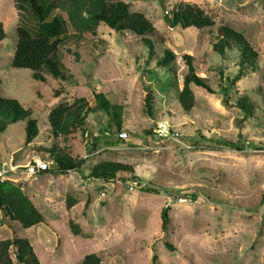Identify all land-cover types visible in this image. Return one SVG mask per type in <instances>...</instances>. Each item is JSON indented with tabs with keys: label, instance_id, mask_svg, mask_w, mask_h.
Segmentation results:
<instances>
[{
	"label": "rangeland",
	"instance_id": "obj_1",
	"mask_svg": "<svg viewBox=\"0 0 264 264\" xmlns=\"http://www.w3.org/2000/svg\"><path fill=\"white\" fill-rule=\"evenodd\" d=\"M44 1L46 20L61 17L67 30L58 49L64 78L45 72L41 83L29 70L11 67L19 14L14 0H0L6 33L0 42V96L28 109L39 132L26 145L25 122L9 125L0 135V162L14 170L7 181L21 188L44 219L22 229L0 210V241L27 239L40 264H82L91 254L100 264H264V0H119L152 23L151 59L132 33L103 23L95 35L76 30L70 20L75 9L82 5L85 12L99 0ZM186 3L203 9L215 26L196 30L172 20L169 13ZM219 25L242 34L257 54L258 71L243 74L234 86L227 79L238 73V53L212 50ZM165 50L172 72L157 64ZM184 55L193 57L197 75L214 91L191 84L196 105L189 114L177 101ZM98 92L122 108V132L105 130L108 117L96 112L83 129L52 137L51 108L79 98L93 105ZM147 96L153 118L146 115ZM238 100L250 106V114ZM145 130L153 135L143 136ZM52 147L82 159L81 170L42 172L51 165L43 161V149ZM105 161L132 166L138 178H90L92 167ZM43 164L48 168L41 170ZM164 209L171 218L167 231L161 227Z\"/></svg>",
	"mask_w": 264,
	"mask_h": 264
},
{
	"label": "trees",
	"instance_id": "obj_2",
	"mask_svg": "<svg viewBox=\"0 0 264 264\" xmlns=\"http://www.w3.org/2000/svg\"><path fill=\"white\" fill-rule=\"evenodd\" d=\"M14 4L19 14V25L16 29L17 40L11 67L29 70L31 78L41 83L47 81L45 72L53 77L64 78V74L61 72L63 66L58 58V49L63 43L62 37L67 30L64 20L61 17H55L51 21H47L44 0H14ZM92 8L83 12L84 7L79 5V8L72 13L70 20L77 31L95 35V26L98 23H103L117 33L134 34L149 49L148 59L155 56L154 45L147 38L152 34L154 28L142 13L131 12L128 4L119 0H99L94 3ZM169 16L185 28L204 30L215 26L211 16L207 15L200 7L189 3L178 5L175 11L169 13ZM5 37L6 33L0 22V42ZM212 50L220 56H224L226 52L238 53L239 70L235 77L227 79L229 86H234L243 74L258 71L256 52L242 34L225 25L217 27L216 41L213 42ZM171 59V53L165 50L162 56L157 59V64L160 68L172 72ZM183 59L186 71L183 73L184 85L178 94L177 101L181 110L189 114L196 105L194 93L190 88L191 84L211 94H214V91L205 78L197 75L193 57L184 55ZM60 93L61 89L55 90L54 97H58ZM237 105L245 114L251 113L250 106L245 101L238 100ZM145 106L146 115L153 118L151 97L147 96ZM96 112H103L108 117L109 124L105 130L122 132L124 120L122 108L112 104L105 94L98 92L94 94L93 105L89 104L85 98H79L71 104L62 102L51 108L47 116V123L52 137H68L77 130L83 129L87 116ZM18 122H25V144H31L39 134L37 121L32 118V113L16 99L0 96V135L9 125ZM105 130L103 132H107ZM151 135L153 134L150 130L143 131V136L150 137ZM228 145L236 150L242 148L238 143H229ZM43 150V161L51 162V165L48 170L42 172L67 174L77 173L82 168L83 160L80 158L73 157L63 151L58 152L53 147ZM90 178L125 182L128 179L134 181L138 177L130 165L105 161L92 167ZM151 192L156 193L154 189ZM189 196L196 195L193 193ZM262 202H264V193ZM0 210L6 217L19 224L22 229L38 226L44 220L33 202L18 185L11 181L0 182ZM161 221L162 230L167 231L171 221L168 209L162 211ZM70 227L75 233H79L73 224H70ZM166 247L172 249L170 244H166ZM12 256L18 264H40L30 242L25 238L14 237L0 241V264H14ZM82 264H100V260L91 254L84 257Z\"/></svg>",
	"mask_w": 264,
	"mask_h": 264
},
{
	"label": "built area",
	"instance_id": "obj_3",
	"mask_svg": "<svg viewBox=\"0 0 264 264\" xmlns=\"http://www.w3.org/2000/svg\"><path fill=\"white\" fill-rule=\"evenodd\" d=\"M14 170L8 167L6 162H0V182L3 183L7 181V179L11 178L10 176L13 174Z\"/></svg>",
	"mask_w": 264,
	"mask_h": 264
},
{
	"label": "water",
	"instance_id": "obj_4",
	"mask_svg": "<svg viewBox=\"0 0 264 264\" xmlns=\"http://www.w3.org/2000/svg\"><path fill=\"white\" fill-rule=\"evenodd\" d=\"M48 168V165L47 164H43L41 167H40V169L41 170H45V169H47ZM37 170V168H34V171H36Z\"/></svg>",
	"mask_w": 264,
	"mask_h": 264
}]
</instances>
